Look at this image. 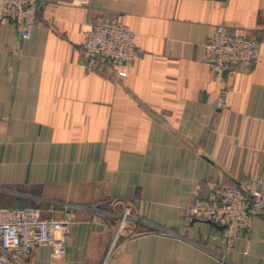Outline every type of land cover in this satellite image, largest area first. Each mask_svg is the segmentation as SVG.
I'll list each match as a JSON object with an SVG mask.
<instances>
[{"label":"crops","instance_id":"1","mask_svg":"<svg viewBox=\"0 0 264 264\" xmlns=\"http://www.w3.org/2000/svg\"><path fill=\"white\" fill-rule=\"evenodd\" d=\"M105 14L135 32L141 52L130 65L85 64L84 34ZM219 23L258 43L256 61L223 82L203 47ZM255 176L264 177V0H40L28 37L0 22V206L49 217L61 212L55 201L107 208L125 197L176 232L140 233L106 257L110 229L76 209L64 255L39 245L27 264H264L263 215L221 261L210 252L221 251L211 238L220 228L185 224L182 213L195 195Z\"/></svg>","mask_w":264,"mask_h":264},{"label":"built area","instance_id":"2","mask_svg":"<svg viewBox=\"0 0 264 264\" xmlns=\"http://www.w3.org/2000/svg\"><path fill=\"white\" fill-rule=\"evenodd\" d=\"M39 1L0 0V22L13 23L22 38L28 37L36 22ZM214 1L224 4L228 0ZM134 37L135 32L118 15L105 14L92 21L81 43L86 66L102 70L106 64L112 67L130 65L141 52ZM203 47L214 76L222 82L235 74L237 63L248 66L258 55V43L254 39L242 30L228 29L223 23L214 25ZM227 93V87L222 84L216 99L217 108L226 106ZM55 202L60 204L61 212L49 217L41 216L31 207L0 206V264H27L26 257L39 245H47L52 257L64 255L76 209L101 217L110 229L111 242L106 257L115 245L143 232L176 235L172 229L152 225L134 213L131 201L125 197L109 198L107 208L100 205L101 199L89 203ZM253 212L264 213V177H250L240 185H215L207 195H195L182 208L185 224L200 219L221 225L219 232L211 235L213 240H219L221 251L210 250L221 261L225 260L224 252L238 233L249 230ZM129 223L133 226L128 227Z\"/></svg>","mask_w":264,"mask_h":264},{"label":"water","instance_id":"3","mask_svg":"<svg viewBox=\"0 0 264 264\" xmlns=\"http://www.w3.org/2000/svg\"><path fill=\"white\" fill-rule=\"evenodd\" d=\"M254 214H260V215H263L264 216V213L263 212H253ZM208 222L212 223L213 225H216L217 227L221 228V225H218L210 220H207Z\"/></svg>","mask_w":264,"mask_h":264}]
</instances>
